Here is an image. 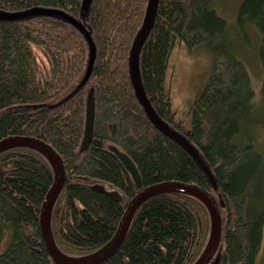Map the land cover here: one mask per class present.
Masks as SVG:
<instances>
[{
    "label": "trees",
    "instance_id": "trees-1",
    "mask_svg": "<svg viewBox=\"0 0 264 264\" xmlns=\"http://www.w3.org/2000/svg\"><path fill=\"white\" fill-rule=\"evenodd\" d=\"M147 3L0 0V13L50 11L0 19V141L35 138L59 155L64 182L50 230L65 256L84 257L109 242L128 203L144 188L180 182L208 191L218 206L221 235L209 264H257L264 231V155L254 131L264 130V0H243L236 16L240 28L254 27L260 35L259 97L228 46L226 21L210 0H158L139 54L151 107L197 150L208 172L153 126L132 87L129 53ZM176 41L190 52L207 46L213 59L206 84L189 108V125L172 109L167 83ZM90 89L92 139L80 151ZM258 106L262 119H255ZM111 147L132 161L139 183ZM53 183L52 166L40 152L16 147L0 153V244L9 240L0 264H57L39 226ZM209 235L210 217L201 200L157 194L137 208L121 244L99 264H193Z\"/></svg>",
    "mask_w": 264,
    "mask_h": 264
},
{
    "label": "water",
    "instance_id": "water-1",
    "mask_svg": "<svg viewBox=\"0 0 264 264\" xmlns=\"http://www.w3.org/2000/svg\"><path fill=\"white\" fill-rule=\"evenodd\" d=\"M158 0H148L144 18L140 30L138 31L129 53V71L132 87L135 91L136 98L140 104L145 109L146 113L149 116L152 124L162 133H164L171 140L175 141L177 144L181 145L186 151L191 153L196 161L202 166V168L208 172L207 166L199 157L197 150L180 134L172 131L165 122H163L155 113L151 107L149 101L147 100L139 73V54L141 47L146 40L152 25L153 19L157 11ZM39 12H50L47 9H33L30 11L16 13V14H7L0 13V19H16L28 13H39ZM65 16V15H63ZM66 17V16H65ZM91 43V60L94 59V48ZM92 65L90 64L89 71L87 76L90 74ZM93 120H94V97L93 90L90 89L87 96L86 103V115L84 123V134L81 143V151H84L88 148L93 132ZM13 147H24L34 149L40 152L45 158L49 161L54 171V183L51 186L49 192L46 195V198L42 204L40 217H39V226L41 236L44 240L46 250L49 256L57 264H99L106 260L121 244L130 224V221L137 210V208L149 197L167 193H183L190 194L198 199H200L208 210L210 217V235L208 241L198 257V259L193 264H208L215 253V250L220 241L221 235V218L218 210V206L212 197V195L206 190L194 185V184H184L180 182H163L155 184L153 186L147 187L140 191L136 196H134L123 214L121 221L118 225L117 231L112 239L102 246L97 251L93 252L84 257H68L59 252L53 242L51 230H50V216L53 204L59 195L63 182H64V172L59 155L47 144L44 142L30 137H10L5 138L0 141V153L12 149ZM111 150L116 154V156L121 160L125 168L128 170L130 175L139 182V174L135 165L132 161L123 153L111 147ZM214 185V182L212 180ZM216 264V262L214 263Z\"/></svg>",
    "mask_w": 264,
    "mask_h": 264
},
{
    "label": "rangeland",
    "instance_id": "rangeland-1",
    "mask_svg": "<svg viewBox=\"0 0 264 264\" xmlns=\"http://www.w3.org/2000/svg\"><path fill=\"white\" fill-rule=\"evenodd\" d=\"M212 8L226 21L228 46L236 54L250 77L252 89L259 97L262 81V70L257 58V48L260 44L258 31L251 26L239 27L236 22L237 10L243 0H210ZM212 54L207 46H201L189 51L183 43L175 42L169 57L167 83L170 90L172 109L177 116L190 124L189 108L201 94L212 69ZM259 109V110H258ZM261 108L256 109L255 119H262ZM253 128H251L252 130ZM258 129V128H257ZM257 138V149L264 155V130L254 131ZM0 244V252L8 245V241ZM257 264H264V231L262 246Z\"/></svg>",
    "mask_w": 264,
    "mask_h": 264
},
{
    "label": "bare ground",
    "instance_id": "bare-ground-1",
    "mask_svg": "<svg viewBox=\"0 0 264 264\" xmlns=\"http://www.w3.org/2000/svg\"><path fill=\"white\" fill-rule=\"evenodd\" d=\"M143 46V45H142ZM94 48V47H93ZM142 48V47H141ZM141 51V50H140ZM90 72H91V70H90ZM135 92V91H134ZM136 95V94H135ZM138 100V99H137ZM139 102V101H138ZM86 103H87V101H86ZM140 103V102H139ZM142 106V105H141ZM143 107V106H142ZM144 109V108H143ZM145 110V109H144ZM146 112V111H145ZM148 115V114H147ZM158 116V115H157ZM149 117V116H148ZM159 117V116H158ZM150 120V119H149ZM151 122V121H150ZM164 122V121H163ZM152 123V122H151ZM154 126V125H153ZM168 126V125H167ZM155 127V126H154ZM169 127V126H168ZM156 128V127H155ZM170 128V127H169ZM157 129V128H156ZM171 129V128H170ZM158 130V129H157ZM172 130V129H171ZM159 131V130H158ZM172 131H174V130H172ZM161 132V131H160ZM174 132H176V131H174ZM162 133V132H161ZM177 133V132H176ZM162 134H164V133H162ZM179 134V133H178ZM165 135V134H164ZM166 136V135H165ZM167 137V136H166ZM169 138V137H168ZM170 139V138H169ZM173 141V140H172ZM175 142V141H174ZM13 148H16V147H13ZM80 151H81V148H80ZM193 156V155H192ZM134 179V178H133ZM135 180V179H134ZM136 181V180H135ZM139 182H140V179H139ZM139 182H137L136 181V183H139ZM153 186V185H152ZM150 187V186H149ZM145 189V188H144ZM142 191V190H141ZM208 192V191H207ZM187 195H190V194H187ZM155 196V195H154ZM192 196V195H191ZM152 197V196H151ZM150 198V197H149ZM147 200V199H146ZM145 200V201H146ZM200 200V199H199ZM218 245H219V243H218ZM104 246V245H103ZM218 247V246H217ZM216 250H217V248H216ZM216 250H215V252H216ZM215 254V253H214ZM214 256V255H213ZM213 256H212V258H213ZM212 258H211V260H212ZM210 260V261H211ZM216 261H214L213 262V264L215 263ZM209 264V263H208Z\"/></svg>",
    "mask_w": 264,
    "mask_h": 264
}]
</instances>
